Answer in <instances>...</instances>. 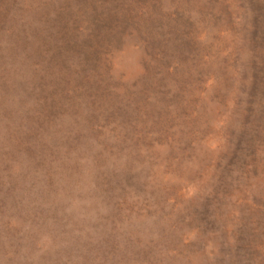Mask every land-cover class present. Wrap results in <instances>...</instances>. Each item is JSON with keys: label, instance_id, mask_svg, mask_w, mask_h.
<instances>
[{"label": "rangeland", "instance_id": "1", "mask_svg": "<svg viewBox=\"0 0 264 264\" xmlns=\"http://www.w3.org/2000/svg\"><path fill=\"white\" fill-rule=\"evenodd\" d=\"M0 264H264V0H0Z\"/></svg>", "mask_w": 264, "mask_h": 264}]
</instances>
